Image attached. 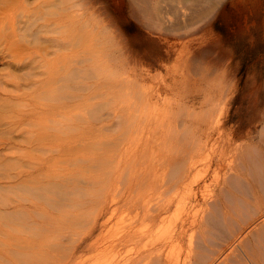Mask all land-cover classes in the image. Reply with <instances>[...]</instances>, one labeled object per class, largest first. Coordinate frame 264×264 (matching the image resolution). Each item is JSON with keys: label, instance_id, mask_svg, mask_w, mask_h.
<instances>
[{"label": "bare ground", "instance_id": "obj_1", "mask_svg": "<svg viewBox=\"0 0 264 264\" xmlns=\"http://www.w3.org/2000/svg\"><path fill=\"white\" fill-rule=\"evenodd\" d=\"M1 1L5 2V0H0V3ZM8 1L10 2L15 1L19 3L23 1L26 2L25 4L28 3V5L30 2V0H8ZM34 1L36 2L34 3L36 5L40 3L43 4L42 0H34ZM94 1L95 0H85V2H87V4H89L90 6L92 4L91 2ZM226 1L227 0H132L131 4L133 5L138 4L139 9L141 11V13L139 14L138 11L133 6L131 7L134 8V11L133 12L131 11L132 14L131 16H133L139 22L138 28L141 30L140 32L141 34H139L141 35V37L140 39L138 37V39L139 41H143L146 38L147 41L149 39L152 42V45H150L148 42L143 41V43L140 44V46L138 47H136L132 39H129L127 37H125L124 39L122 38V40H120L119 37H117L119 40L117 38H116L117 40L113 38L114 36L117 35L116 31L112 33L113 34L112 38L114 40L112 41L111 44H109L110 42L108 43V41L104 42V40L103 41L100 40L99 38L101 37L97 36L99 37L96 38L98 41H96L95 39L86 40V45L84 44L86 47H84L82 42L85 43V40H83L81 35L83 33L82 32L83 23L79 24L81 21L78 20L81 19L83 15H81L82 12H80L82 11L81 10L82 8L79 7L78 9H76L78 10L77 12L76 10L75 11L73 10L74 11L73 14H75L74 17L75 18L76 16L80 17L77 19L78 21L76 22L77 27L74 33L75 34L74 37H76L75 42L79 40L78 42H76L78 43V45L81 40L80 45L82 46L79 49L78 48L79 46L76 45L78 50L76 49L75 55H78L79 58L78 59L74 58V59L76 60V64L78 63L77 60H79L80 62H82V64L85 65V67L84 69L81 70L80 65L77 64L76 66L78 67V69L80 67L79 70L81 71H79L77 67L76 70L75 68L69 70L68 75H65L67 77L63 79H62V75L67 71L66 72L63 71L60 74H55L53 70L56 69V67L54 66V69L52 70L54 76L51 74L53 77L51 75L50 77L47 76V78L45 77L46 79H43L42 81L40 75H42V67L45 66L46 63H44L45 61H42L41 49H39V47L41 46L33 47V45L36 44V39H35V44L33 45L29 44L32 48L27 47L26 45L25 46L21 45L19 49L16 50L14 49L15 50L14 51L11 48H10L11 50L6 49V45H8L7 42L10 40L9 37L11 36L5 35L4 32L0 31V62L1 60H2L1 62L2 64L3 62H5L7 68L10 67L8 68L9 70L12 69L11 67L13 62V61L10 62L11 61L10 57L14 59L17 51L19 53L21 50L26 52L27 50L31 49L34 52V55H32L31 57L29 56L30 58L27 57L28 55L25 53L26 54V56L24 55L25 59L26 58L29 59L24 64H20L21 63L20 62L19 65L21 66H17V69L15 68L16 70L14 72V75L11 76L13 81L9 79L7 80L0 79V246L1 247L30 246V248H33L36 246L32 240H31L32 242L28 240L29 236H24V235L22 236L21 234H15L12 231L14 230L13 228L18 225L26 224V226H29L27 222L31 219V216H33V219L31 221V224L33 226L38 225L41 226L42 228H47L50 227L51 224L53 225L56 221H61L64 224H68V221L72 219L73 221L78 222L80 221V219L82 220L84 218V216L87 214L88 210L91 207L97 206V212H96L97 214L93 215L87 223L86 234H82V236L83 235L84 236L83 237L81 236L80 239L77 240L75 245H73L72 248L73 255L70 259L65 261L64 264H101L100 261H91V258L88 257L85 260H81L78 258V255L84 252L85 253L92 252L94 249L97 250L99 248V252L97 250V253L99 254L100 257H103V253H105L104 250L107 251L108 248H110V250L117 249L116 254H118L119 253L118 250L120 249V247L125 248L124 250L125 253L123 252L124 254L122 253L123 250L121 251V253L123 254L122 257H120L122 255L121 254L118 256L120 258L118 257L115 258L117 255L114 254V256L116 255L114 257L115 259L111 258L112 259L111 260L109 258L110 261L109 259L108 261L104 259L103 260L104 263L103 262L102 263L103 264H264V228H261L262 226H264V213L262 211L263 208L261 209L262 205L260 208L258 206V202L261 203L262 199L258 196V194H256V192H253L254 188L252 186V182L249 180L250 176H256L257 174H261L262 170H260L257 162H254L255 168L251 167L250 165L249 166L251 167L249 170V172H251L250 175L247 176L246 171L243 173V175L246 176L243 177L244 179L246 178V181H248L247 183L246 181H243V178L241 179L242 176H240L241 173L238 174V170H237L238 168L236 169L233 167L229 169L228 179H225L226 177L224 178V180H227L226 182H224V185L226 186L224 190L228 188V191L231 192L232 195H235L234 197L231 198L229 197L231 199V204L234 202L235 205H232L233 207L231 208L230 207L227 208V203L228 202L230 203V201L228 200V198L227 199L225 198L227 202H222L221 204H217L216 206H214L213 209L210 207L211 209L209 213L202 214L201 218H199L198 212L197 211L193 212V207H196L197 205L200 204V199H199L200 195L198 196V193L202 192L203 187L209 189L208 188L209 182L207 179H204V177L197 175L198 172L196 170V167L198 161L194 160V158L205 156L206 161H208V167L209 166L214 167V177H216L219 174L218 169L220 167L222 169L224 168L226 171L227 168L230 167L228 165H225V160H226V156H233V154L228 151L231 144H228L226 141L222 143L221 142L218 143L217 140H215L210 144L208 140L204 141L203 138L197 136L196 133L193 132V129H189L188 128L189 124L188 126L187 124H185L187 123V121L184 120L182 117H180L182 112L179 113V109L180 111H182L183 110V109L181 110L182 107H179L177 111H175V108H166L158 113V116L160 114L161 119L159 120L158 116H156L158 121H156L157 123L153 122V124L155 123V125L157 126V131L159 133L156 139L154 138V136H152L151 133L150 135H147V138L145 137L143 138L142 136H139L140 141H143V143L136 150L137 156L135 158H132L135 161L133 168L136 166L137 162H139L140 163L139 169L135 172L133 176L129 177L128 179L129 182L125 184L124 190L120 195L118 194L119 195L118 197L117 196L112 197L109 196L108 193H103L104 190L102 189V186L99 185V181L97 182V180L93 181L94 182L93 185L99 191L100 195H98V197H92V198L84 195L83 191L86 189L85 185L87 184L84 185L79 179L80 177L76 178L75 177L76 174L73 173L75 175L73 176L72 174L73 171L72 172L70 171V165L73 168L75 167V164L70 159L71 155H69L68 153H67L68 155H64V151L65 152L69 151V153H73L76 150L77 152L78 147L76 146H79V149L80 146H82L81 149L84 152L85 149L83 148L85 147L84 145L86 144L89 145L90 143H88L86 139L83 140L81 138L79 139L78 136L76 138L73 134L72 135L74 137L71 134L63 135L60 132H58L59 120L62 117V114L64 113L70 114L72 113L71 112L72 110L70 111L71 106L84 105L88 101L85 100L87 96L79 94L78 90L81 89V87L84 85L91 86L92 89L90 88L89 89L92 91V93L95 96L101 98V102L94 104L93 107L96 108L98 111H102L104 107L108 108L107 116L111 119V121H109L111 122L110 125L108 124L109 122L103 123L99 126V129H102L101 131L115 130L116 132L114 134H110L106 136V138H104L105 140L100 142L101 146L98 148L99 151H97L94 158L97 161L102 160L100 161L102 163L104 161L106 165L109 164V167L111 164V167L113 168L112 173H114V167H113L115 165L114 163L116 162L118 165H121L122 162L121 158L126 152V144L128 140L127 138L130 137V135H127L128 133L127 129H129L130 131H134L138 129H142V130L147 129L149 125L148 124L149 118L151 119L152 116V115L148 116L149 118L146 116L148 119V123H146L147 120L143 119L145 121L144 122L141 119L144 122L141 124L140 119H138V117L141 114L135 115V117L134 114L142 113L146 110L149 111L151 106L144 101L145 99L141 100L138 103L134 102L127 104L122 102V99L126 93L132 91L133 92L141 91L140 84L137 81H134L131 78L129 82H126L125 81L127 80L126 77H122L120 75L115 76L108 71L95 72L92 69H98L99 67L102 68L104 66L106 68L107 66L113 67V65L114 67L116 65H118V67L122 65L131 66L136 69L144 66L152 69L155 63L160 62L159 57L157 55V53H159L158 49L155 48V45L153 44L155 43V41H158L154 39L156 35L157 37L161 38L160 40L162 42H166V43H170L173 40V42H181L182 44H185L189 39L199 38L200 35H202L206 29L214 25L213 23L214 21H216L215 19L221 10V7L225 4ZM74 2L78 3L79 1L76 0ZM175 2L176 3L182 2L183 5L182 6L178 5ZM30 3H33L32 0ZM5 7L6 4L5 6L3 5L0 7V18L4 17V15H9L6 14L9 13L8 12L9 9L8 8L6 9ZM208 15H211L210 19H208L205 23H202V20L206 18ZM103 22H102L103 25L106 24L107 26H110V23L112 22L115 23L112 16L109 14H103ZM3 24L0 25L4 26ZM106 25H104L105 28ZM22 26L23 25H21V27L19 26V29L20 28L22 29L24 27ZM153 28L158 29L160 31V32L157 31L159 32V34H157V32H155L156 30H154ZM22 34H24L23 31ZM102 34L105 33L102 32ZM38 39L40 40V37ZM31 43H34V41ZM37 43L40 45L39 41ZM94 46L96 48V52L95 53L93 52L94 55H92V51H95L93 50ZM134 47H136V49H134ZM91 48L92 51L90 52ZM138 51L145 52L143 54V56H145V59L144 57L139 55ZM82 53L83 55L88 54V57H85V55L83 56ZM24 56L22 57L24 58ZM75 57L77 58V56ZM164 61L165 60L163 59L162 63ZM54 63H56L55 60ZM87 66L90 67L92 72H90V74L88 72L89 75L86 74L87 75L86 77L84 70L85 69L89 70V68H86ZM197 66L200 67V65ZM57 68H58V64H57ZM11 74L9 72L8 76ZM84 75L86 78L84 77ZM89 76H93L96 79H94L91 83H84V80L80 81V84L79 82L77 83L75 82V80L77 81V79L79 78L81 79L82 77H84L85 79H87ZM102 77H107V78L104 81L97 80V79H101ZM89 78L92 79L91 77ZM87 81L88 80H85V82ZM99 81L103 83H107L108 87L112 88L111 92L113 93V99L116 100V103L118 102V104H116L110 110H109L110 100H108L109 98H105L107 97V95H105L104 91L99 89V85H100ZM61 82L62 83L65 82L68 85L75 82L76 85L77 84L78 85L76 88V85L74 84L73 88L76 89L74 91L72 90V92L69 94H66L65 93L66 90L65 91L63 90L65 87L64 85L62 87L63 89L61 88V90L63 93H65V95L61 97V94L58 89L60 88ZM67 89L69 90V87H67ZM142 94L144 95V97H146L145 92H142ZM14 95H17L16 99L27 96H30L31 98L30 100L28 99L29 101L24 100L25 102L23 104H21L23 100L21 103H19L15 99L19 103L18 104L17 102L14 103L12 101V98H15ZM32 97H36V98L34 99ZM42 97L44 99L45 97H48L49 100L50 98H52L53 99V100L51 99L52 102L55 100L57 103L54 104L51 103L52 108H48L49 107L48 105H50V103H48L47 101L45 102L48 105L44 103L43 102L44 99H42ZM62 98L71 99V102L61 103ZM76 98L77 100L75 101ZM120 101L122 102V104ZM68 109L70 112H66L68 111ZM73 111H75V109ZM93 113H99V112H93ZM180 119H182L183 121L180 122L179 121ZM49 122L51 123L50 128L57 129V131L55 132L57 134L53 133V131H52L53 134L52 133L47 134V131L50 129L49 127H48L49 129L47 128L48 130L45 132L46 130L45 127H47L46 124ZM150 122L152 123V120ZM179 123L185 124L186 127L178 128ZM216 125L215 124L213 125L212 123V127H216ZM121 140H123L122 141L123 143L121 142ZM140 143L141 142H139V144ZM154 146H156L155 149ZM208 147H210L211 150L208 151V149H210ZM85 150H86L85 152L89 153L87 151L88 150L87 148ZM83 152L81 153L83 154ZM126 154L128 157V151ZM68 157H69V163L67 162ZM84 157L86 158L85 161L89 159V156L86 157L85 155ZM77 160L81 161L79 159ZM83 160L84 158H82V161ZM112 164L114 165L112 166ZM77 165H79V163H77ZM83 165L79 166L77 170L78 174H81L82 171L86 169V167L84 168ZM103 165L104 163L100 166ZM244 165L245 164H243V166ZM235 166L237 167L238 165ZM109 167L107 165L105 169L107 168L109 170ZM100 171L102 172V170ZM111 171L112 169L107 172L111 173ZM103 174L105 173H102V175ZM105 175L102 177H105ZM120 176L122 175H118L119 179L121 178ZM61 185L68 190V194H66L65 195L66 197H64L63 199L58 200L57 190L58 187ZM245 186L246 187L250 186L252 190L251 191L247 190L248 193H246ZM221 188H223V186H221ZM233 188H235L236 191L232 190ZM75 189H77V192L75 191ZM249 192L252 193L251 197L249 196ZM130 196L132 199H137V200L127 201L128 197ZM66 203H75L77 205L76 213L72 217H70L68 214H64L61 211L62 206L65 205ZM108 203L111 204L109 205ZM117 203H118V207L120 206V204H122L123 207L127 206L131 216L129 219V223H126L128 227L124 229V232L120 237V239L116 240V238L114 237L110 241L111 245H117L120 243L127 244L134 241L140 246H107L104 248L99 247L106 245L108 242V238L104 234V230L107 228V225L109 224V222L112 220L113 217V213H110L109 210H111V207L113 208V205H116ZM252 204L253 207L257 208L258 210L254 212L255 208L254 210L251 209L254 214L252 215L248 213V215L249 214L252 215L251 219L254 218L255 216H258L255 217L257 218L256 221H253L251 224L253 227H255V229L257 228L258 237L260 238L258 240L260 242L263 240L262 243L263 246H249V245L243 246L241 242L243 233L240 232V230L239 232L238 230L234 232L235 225L234 227H232L233 225L232 221L236 219V216H239V218L242 219L243 218L242 216L244 215V213L248 212V208L252 207L250 206ZM48 205L54 210L48 212L49 209H46L48 208ZM173 209L182 212L181 217L173 222V227H171V229L166 235L159 237L155 236L151 232L152 228L156 225L158 221L165 220L166 215L169 212H171ZM36 216L42 218L41 222L35 220ZM246 220L248 219H244V222ZM138 222H140L141 224L139 229L140 231L138 230L137 227ZM205 224L208 225L210 224L211 226H209L208 234L205 231H203L205 232V235L204 236L202 235L203 239L202 238L200 239L202 241L204 240L206 242L207 240L208 241L210 239L212 240L213 235L214 237L217 235L218 236L224 235L223 232L228 230L230 233L234 232V234L232 233V235H230L231 237H229V240L227 241H225L227 238L225 240L223 238V241H225L223 246H219L220 241L218 243L219 244L218 246L201 245L199 246V248H195V246L194 247L189 246L185 254L179 252L177 255L172 250L167 249L168 243L173 242L177 240L180 236L187 234V232L191 227L195 225H198L199 227ZM248 226L247 228L245 226H242V228L248 229L249 228ZM81 233L79 235H81ZM246 240L248 239L246 238ZM216 242H214V244H216ZM37 244H39V242H37ZM11 248L13 250L10 251H17V252L21 251V250L19 251L18 248L17 250H15V247H11ZM24 249L26 250V248ZM24 249H22V252ZM0 250L5 251L3 252L4 254L0 252V258L1 259H3V257L7 258L8 251L6 250V248L4 249L0 248ZM40 250L42 253L40 252ZM43 250L44 248L42 247L39 248V251L35 254L37 255V258L39 257L43 258V254H44ZM26 251L24 252L29 253V251L27 252ZM11 253L12 252H10V254ZM20 255L23 256V254H19L18 255L19 258ZM19 258L17 259L19 260V262L20 260L21 262L27 260L26 263L24 262L25 264H34L26 257H25L26 260L24 259V261L23 259H19ZM37 258L35 260L36 264L39 263L42 264V262L40 260H37Z\"/></svg>", "mask_w": 264, "mask_h": 264}, {"label": "rangeland", "instance_id": "obj_2", "mask_svg": "<svg viewBox=\"0 0 264 264\" xmlns=\"http://www.w3.org/2000/svg\"><path fill=\"white\" fill-rule=\"evenodd\" d=\"M42 1L43 4H37L38 6L34 4L36 3L34 0H32L33 3H30V0L29 5L28 3L25 4L26 2L23 1L19 3L15 1L10 2L8 0H5V2L1 1L0 3V7L3 5L5 6L6 4L5 8L9 9V13L6 14H9L11 16L10 17L9 15H4V17L0 18V24L2 25L4 23V26L0 25V31L4 32L5 35L11 36L9 37L10 40L7 42L8 45H6V49L11 48L13 50H16L19 49L21 45L31 47L30 45L35 44L36 39V44L33 45V47L41 46L39 47V49H41L42 61H45L44 63H46V65L42 67V75H40L42 81L43 79H46L47 76L50 77L51 74L54 76L53 72L55 74H60L63 71H67L66 73H63V79L67 77L65 75H68L69 70H72L74 68L76 70L77 64L80 65L81 70L84 69L85 65L82 64V62H80L79 60H77L78 63L76 64L75 60L79 58L78 55H75L76 49L78 50V48L80 49L82 46L80 45L81 40L78 45V43L76 42H78L79 40L75 42L76 37H74V33L77 27L76 22L78 20L81 21H79L80 23L78 22L79 24L83 23L82 26L84 31L82 30L83 33L81 34L83 40H85V43L82 42L83 45H86V40L95 39L96 41H98L96 38L99 37H101L99 39L102 41L104 40V42H110L109 44L112 43V41L114 40L113 38L116 39L117 37H119V39L122 40V38L124 39L125 37H127L129 39H132L136 47L140 46L143 41L148 42L150 45H152V42L149 39L147 41L146 38L143 41H139L141 37V35H139L141 34V30L138 28L139 22L133 16H131V11L133 12L134 8L138 11L139 14L141 13V11L139 9L138 4H131L132 0H95L94 2H91V6L87 4L85 0H78V3L74 2L76 0ZM176 4L181 6L183 5L182 2ZM132 6L134 8H131ZM79 7L82 8H80L82 11L79 10L80 12H82L81 15H83L81 19H78L80 17L77 16L75 18V14H73V12ZM77 11L78 10H76V12ZM103 14L111 15L115 23H110V26L104 24L106 25L105 28V26L103 25V23H105L103 22ZM210 16L211 15H208L206 18H204L202 20V23H205L208 19H210ZM215 20L216 21H214L213 23L214 25L206 29L203 34L200 35L199 38L189 39L185 44H182L181 42H173V40L170 43L162 42L160 40L161 38L157 37L156 35L154 39L158 41H155V43L153 44L155 45V48L158 49L159 53H157V55L159 57L160 62L155 63L152 69L144 66H142L144 69L142 67L136 69L134 67L125 65L119 67L118 65H116L115 67L114 65L113 67L107 66L108 70L105 66L102 68L99 67L98 69H92L95 72L108 71L115 76L120 75L122 77H126V82H129L131 78L132 80L137 81L140 84L141 91H132L126 93L122 99V102L127 104L134 102L138 103L141 100L145 99L144 101L149 104L151 108L149 109V111H144L145 113L142 112L144 115L142 113H136L134 114V117L135 115L141 114L139 116L140 118L138 117V119H140L141 124L145 122L144 120H147L146 123H148V116L152 115L153 117L151 116V119L148 117V124L150 126L148 125L149 128L147 127V129H138L134 131H130L129 129H127V135H130V137L127 138L128 140L126 144V152L121 158V165H118L116 162L114 163L115 165L112 164V166L114 165V174L112 173L113 168L111 167V164L110 167L109 164H107L109 170L107 168L106 170V163L103 161L104 165L100 166L103 164L102 162H100L102 160L97 161L94 158L97 151H99L98 148L101 146L100 142L105 140L104 138H106V136L116 133L115 130L101 131L102 129H99V126L101 124L108 123L109 121H111V119L107 116L108 108L104 107L102 111H98L96 108L93 107L94 104L101 102V98L95 96L92 93V91L90 90L92 89L91 86L84 85L81 87V89L78 90L79 94L87 96L85 100H88V104L85 103L84 105L71 106L70 111L72 110V113L62 114V117L59 120L58 132L63 135L73 134L76 138L78 136L79 139H86L87 142L90 143L89 145L86 144L84 145L85 147H83L85 149L87 148V151L89 153L85 152V149L83 152L81 149L82 146H80V149L79 146H76L78 147L77 152L76 150L73 153H69V151H64V155H71L70 159L75 164V167H73L74 169L70 165V171H73L72 174H76V176L74 174L73 176H75L76 178L80 177L79 179L81 180V182L84 185L87 184L85 185L86 189L83 191L85 196H89L92 198L98 197V195H100L99 191L93 185V181L97 180V182L99 181V185L102 186V189L104 190L103 193H108V195L112 197H118L124 190L125 184L129 182V177L133 176L135 172L139 169V162H137L136 166L133 168L135 161L132 159L137 156L136 150L143 143V141H140L139 136L147 138V135H150L151 133L152 136H154V138L156 139L157 135L159 134L157 131V126L155 125V123H157L156 121H158L156 117L158 116V113L166 108H175V111H177L179 107H182V111H180L179 109V113L182 112L183 114H181L180 117L187 121V123L185 124H187V126L189 124V129H193V132L196 133L197 136L203 138L204 141L208 140L210 144L215 140H217L218 143L226 141L228 144H231L228 151L233 154V156H226L225 160V165H228L230 167L227 168V171L224 168L222 169L220 167L218 169L219 174L216 177H214V167H208V161H206L205 156L194 158V160L198 161L196 167V170L198 172L197 175L204 177V179L208 180L209 189H207L206 187L205 189L203 187L205 191L202 189V192L198 193V196L200 195V204L196 207H193V212L197 211L199 214V218H201L202 214L209 213L210 209H213L214 206H216L217 204L227 202L225 198H228V200L230 201V203H227V208L233 207L232 205L235 204L234 202L231 204L230 198L234 197L235 195H232V193L228 191V188L224 190V188H226L224 182L227 181L224 180V178L226 177L225 179H228L229 169L234 167L236 169L238 168V174L241 173V179L243 178V181H246V178L244 179V177L246 176H244L243 173L246 171L247 176H249L251 173L249 172L250 168H255L254 162H257L260 170H262L261 174H257L256 176H250L249 180L252 182V186L255 190H253V192H256V194H258V196L262 199L261 203L258 202V206L260 208L262 205L261 209L263 208L262 211L264 213V0H227L225 4L221 7V10ZM85 23L88 24L86 25ZM21 25H23L24 27L22 26L23 28L19 29V26L21 27ZM154 30H156L155 32L159 31L158 29ZM22 31L24 34H22ZM114 31L117 32V35L113 37L112 33H114ZM102 32H104L105 34H102ZM159 32H157V34H159ZM39 37L40 40L38 39ZM33 41L34 43H31ZM38 41L40 45L37 43ZM76 45L79 47L77 48ZM85 45L84 47H86ZM136 47H134V49H136ZM93 48V50L95 51H92V48L90 50V52L92 51V55H94L93 52H96L95 46ZM21 51L19 53L17 51L14 59L10 57V62L13 61L11 67L12 69L10 70L8 69L10 67L7 68L5 62H3V64L1 63V60V80L9 79L13 81L11 76L14 75L17 66H21L19 65V63L21 62L20 64H24L32 55H34V52L31 49L27 50L26 52L23 50ZM25 53L28 55L27 57H30L25 59ZM138 53L145 59V56H143V54L145 53L144 51H138ZM84 55L85 57H88V54ZM22 56H24V58ZM75 56H77V58ZM163 59L165 61L162 63ZM54 60L56 61V63H54ZM197 65H200V67ZM54 66L56 67V69H54ZM88 66L86 68H89V70H84L85 75H89L90 72H92L90 67ZM7 70L10 72V74H12L8 76L9 72ZM84 77H82L81 79H77V81L75 80V82H79L80 84V81L84 80V83H91L94 79H96L93 76H89L92 79H90L89 77L85 79L86 77ZM106 78L107 77H102L101 79L97 80L104 81ZM85 80L88 81L85 82ZM75 82L69 85L65 82L60 83L61 85L58 89L61 94V97H63L65 93L69 94L72 92V90L74 91L77 88L78 84L76 85ZM74 84L76 85L75 89L73 88ZM64 85L65 87L63 89L62 87ZM67 87H69V90L67 89ZM61 88L64 91L66 90V92L63 93ZM99 89L104 91L105 95H107V97L105 98H109L108 100H110L111 104L109 103V110L113 108L116 104H118V102L116 103V100L113 99V93L111 92L112 88L108 87L107 83L100 82ZM142 92L146 93V97H144ZM16 96L17 95H14L15 98H12V101L14 103H16L17 101L21 103L23 100V102L21 103L23 104L25 102L24 100L29 101L31 98L30 96H27L20 97L22 99H16ZM32 98L35 99L36 97ZM47 98L48 97H45L44 99L42 97V99H44L43 102L46 103L45 101H47L48 103H50V105L46 103L49 106L48 108H52L51 103L54 104L57 102L55 100L52 102V98H50V100L49 98ZM76 100L77 98L75 99V101ZM67 102L70 103L71 99L62 98L61 103ZM74 109L75 111H73ZM70 111L68 109V111L66 112ZM91 111L99 113H93ZM158 118L159 120L161 119L160 114ZM141 119H144V122ZM151 120L152 123L150 122ZM179 121L181 122L183 120L180 119ZM153 122L155 123L153 124ZM212 123L213 125L217 124L216 127H212ZM108 124L110 125L111 122H109ZM185 124L179 123L178 128L186 127ZM50 125V122L46 124L47 127H45V132L50 128ZM50 129L48 130L49 132L47 131V134L52 133V131L53 133L57 131V129L55 128ZM123 140H121V142ZM139 142L141 143L139 144ZM155 147L156 146H154V149ZM209 150H211V148L208 149V151ZM127 151L128 157L126 154ZM81 152H83V154ZM83 155H86V157L89 156V159L85 161L86 158ZM82 158H84L83 161ZM77 159L81 161H78ZM67 162L69 163V157ZM77 163H79V165H77ZM243 164L245 165L243 166ZM82 165L84 168L86 167V169H84L81 174H78L77 170L79 166ZM117 165L119 168L117 167ZM235 165L238 166L236 167ZM250 165L251 167H249ZM131 167L133 168V170ZM244 167L246 168V170ZM110 168L112 169L111 173L107 172L111 170ZM100 170H102V172ZM102 173H105L107 176L105 174L102 175ZM104 175L105 177H102ZM118 175H122L120 176V179ZM246 182L248 183V181ZM221 186H223V188H221ZM245 189L246 193L252 190L250 186H247ZM232 190L236 191L235 188H233ZM75 191L77 192V189H75ZM57 194L58 200H61L66 197L65 195L68 194V190L61 185L58 187ZM249 196H252L251 192H249ZM136 200L137 199H132L131 196L127 199V201ZM250 206L252 207L248 208V212L244 213L242 219H240L239 216H236V219L232 221V227H234L235 225V230L233 229L234 232H236L237 230L239 232L240 230V232L243 233L241 239L243 246H263V240L261 242L258 240L260 238L258 237L257 228L255 229V227H253L251 224L253 221H256L257 218L255 217L258 216H255V219H251L252 215L254 214L252 210H254L255 207H253V204ZM76 208L77 205L75 203H66L62 206L61 211L64 214H68L70 217H72L76 213ZM46 209H49L48 212L54 210L49 205ZM256 210L258 209L255 208L254 212ZM109 211L110 213H113V217L107 225V228L104 230V234L108 238V242L106 245L99 247L104 248L107 246H140L134 241L127 244L120 243L117 245H111V239H113L114 237L116 238V240L120 239L124 232V229L128 227L126 223H129L131 214L127 206L123 207V205L120 204V206L118 207V203L116 205H113V208L111 207V210ZM96 212L97 206H93L88 210V215L86 214L84 218L82 220L80 219V221L78 222L73 221L72 219L68 221V224H64L61 221H56L53 225L51 224L50 227L47 228H42L37 224V226H33L31 224L33 216H31V219L27 222L29 226H26V224L18 225L15 226L13 228L14 230L12 231L15 234L29 236L28 240H30V242L33 241L36 246L33 248H30V246H0L1 249L6 248V250L8 251L7 258H0V264H22L24 262L26 263V258L36 264L35 260L37 258V255L35 254L39 251L40 247L44 248V254L43 258L39 257L37 258V260H40L42 264H64L65 261L72 257L73 245H75L77 240L80 239L82 234H86L87 223L93 215L97 214ZM248 213L252 215H248ZM181 215L182 212L173 209L166 215L165 220H161L156 223V225L152 228L151 232L158 237L166 235L171 229V227H173V222L176 219L180 218ZM41 219V217L36 216L35 220L41 222ZM244 219L248 220L244 222ZM198 225L191 227L187 234L182 235L177 240L168 243L167 249L172 250L177 255L179 252L185 254L189 246H195V248H199V246L201 245L218 246L219 241V246H223L224 242L229 240V237H231L230 235H232V233L234 234V232L230 233L228 230L223 232L224 235H217L215 237L213 235L212 240H209L210 242L208 240L206 241L208 244L203 240L206 243L205 244L200 239H203L202 235L204 236L205 232L207 234L209 233V226L211 225L205 224L199 227ZM241 225L245 226L246 228L249 225V228L244 229ZM140 226L141 224L140 222H138V230L140 229ZM79 228L81 232L83 231L82 233L80 232ZM261 228H264V226H262ZM250 231H252L253 233ZM80 233L81 235H79ZM223 238L224 240L226 238L227 239L223 241ZM246 238L248 240H246ZM37 242H39V244H37ZM214 242H216V244H214ZM11 247H15V250H17L18 248V250L21 251H10L13 250ZM24 248H26L29 253ZM123 248L120 247V249L118 250V254H116L117 249L110 250V248H108L107 251L104 250L105 253H103V257H100L97 253V250L99 252L98 248L97 250L94 249L92 252L80 253L78 255V258L81 260H85L88 257L91 258V261H100L101 264H103L104 259L108 261L109 258H114L116 255L117 256L115 258H117L119 255H121L125 250V248ZM22 249H24L23 252ZM24 251H26L27 253H25ZM0 252L3 253L5 251L0 250ZM10 252L12 253L10 254ZM19 254H23V256L20 255L19 258ZM114 254L116 255L114 256ZM123 254L120 257H122ZM18 258L23 259V261L25 259L26 261L21 262L20 260V263L19 260H17Z\"/></svg>", "mask_w": 264, "mask_h": 264}]
</instances>
